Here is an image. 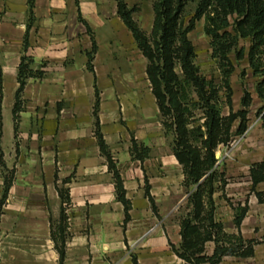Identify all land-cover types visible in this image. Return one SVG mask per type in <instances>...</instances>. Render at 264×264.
<instances>
[{
  "label": "crops",
  "instance_id": "1",
  "mask_svg": "<svg viewBox=\"0 0 264 264\" xmlns=\"http://www.w3.org/2000/svg\"><path fill=\"white\" fill-rule=\"evenodd\" d=\"M117 4L33 0L31 7L29 0H0V201L4 177L12 171L0 204V264H60L62 209L67 217L62 264H186L171 246L181 242L172 218L186 197L182 166L161 122L147 59ZM28 25L25 53L43 76L28 80L16 120ZM97 119L131 203L127 222L95 134ZM133 141L148 147L143 159L132 154ZM252 155L251 164L264 160V148ZM240 185L230 196L251 187L249 172ZM256 189L264 192V181ZM60 190H68V202ZM240 200L249 209L239 229L234 208L224 206L227 211L219 213V207L217 215L228 233L257 241L254 255L225 256L220 264H264V202L253 191ZM213 248L210 242L209 254Z\"/></svg>",
  "mask_w": 264,
  "mask_h": 264
},
{
  "label": "trees",
  "instance_id": "2",
  "mask_svg": "<svg viewBox=\"0 0 264 264\" xmlns=\"http://www.w3.org/2000/svg\"><path fill=\"white\" fill-rule=\"evenodd\" d=\"M191 2L195 3V9L186 22V9ZM117 3L118 15L147 59L146 73L161 122L165 132L173 135L172 150L183 170L182 186L188 193L186 212L180 218L181 242L179 245L171 244L172 250L186 264H220L225 256L254 255L257 241L244 239L240 232L228 233L217 215L216 194L221 191L225 198L228 180L225 171L220 170L216 153L221 145H228L248 126L249 108L253 101L248 89H244L241 98L242 108L237 111L233 108L231 77L236 69L235 62L247 59L253 76L259 78L255 88L264 109V0H153V22L149 33L134 19L136 6L130 7L125 0H117ZM29 4L32 7L33 0H29ZM201 19L204 20V32L210 38L211 57L216 62L219 81L204 75L196 63L190 33ZM29 29L28 25L24 54L18 68L19 86L13 108L16 120L28 80L43 76L41 69L33 68L34 59L25 53L29 46ZM245 75L246 69H242L241 76ZM1 84L0 70V92ZM224 103L229 107L227 115L223 113ZM97 108L98 99L95 112ZM95 134L102 153L107 157L116 196L124 205V221L127 222L131 203L126 197L120 171L103 139L98 119ZM148 151V147L133 141L131 152L135 158L143 159ZM249 176L251 190L259 202H264V192L256 189L264 181V160L251 165ZM11 184L12 171L4 177L0 204L7 198ZM146 195L155 208L148 186ZM60 196L64 202L69 201L68 190H60ZM233 208V223L239 229L249 209L248 201L244 204L239 202ZM66 223L65 209H62L57 229L62 240L58 247L60 264L65 254L63 234ZM210 242L214 244L211 254L207 250Z\"/></svg>",
  "mask_w": 264,
  "mask_h": 264
},
{
  "label": "rangeland",
  "instance_id": "3",
  "mask_svg": "<svg viewBox=\"0 0 264 264\" xmlns=\"http://www.w3.org/2000/svg\"><path fill=\"white\" fill-rule=\"evenodd\" d=\"M125 1L130 7H137L133 14L134 19L143 30L149 33L153 22V0ZM194 9L195 3L191 2L186 9V22L191 18ZM203 24V19L197 21L195 29L190 33V38L195 47L196 63L204 75L209 78L213 77L219 81L220 76L217 65L211 57V48L209 44L210 38L205 34ZM244 43L247 44V42H242V44ZM235 65L236 69L231 77V84L233 87V108L235 111L242 108L241 98L243 96L244 89H248L251 92L253 101L249 108L250 112L248 114V126L246 131L241 135H235L228 145H221L217 149L216 157L219 159L218 164H220V170L225 171V176L228 180L226 194L229 195H226L224 198V196H221V191L216 194L218 208L223 207V210H220L219 213L227 211L224 209V206L233 208L234 205L238 203L239 198H241L240 201H243L246 200V197L249 198V196L252 195L251 187H248L244 192L240 191V195L236 194V196H230L233 193H237L239 188H242L240 183L244 181V179L246 180L249 172L248 167L252 160L255 159V156L252 155L253 151L255 153H260L264 148V109H262L263 104L259 99L255 88L256 82L259 78L253 76L252 70L248 66L247 59L235 62ZM242 69H246V75L244 77L241 76ZM223 113L225 115L229 113V107L226 103L223 104ZM236 128L237 125L234 129ZM167 134L168 139L173 142V135L169 133ZM248 154H250V156ZM183 192L186 194V197L182 204L178 207V211L176 212L174 218H172V221L179 224V226L181 215L186 212L184 208L186 206L188 196L184 187ZM228 224H231V222H228Z\"/></svg>",
  "mask_w": 264,
  "mask_h": 264
}]
</instances>
